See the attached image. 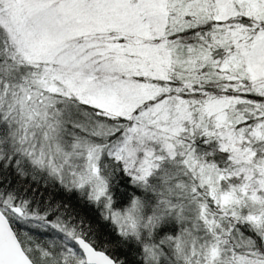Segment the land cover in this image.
<instances>
[{
    "label": "snow or ice",
    "instance_id": "obj_1",
    "mask_svg": "<svg viewBox=\"0 0 264 264\" xmlns=\"http://www.w3.org/2000/svg\"><path fill=\"white\" fill-rule=\"evenodd\" d=\"M0 264H264V0H0Z\"/></svg>",
    "mask_w": 264,
    "mask_h": 264
}]
</instances>
